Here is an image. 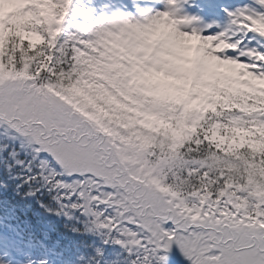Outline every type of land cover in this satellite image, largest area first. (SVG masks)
<instances>
[{"label": "snow or ice", "instance_id": "snow-or-ice-1", "mask_svg": "<svg viewBox=\"0 0 264 264\" xmlns=\"http://www.w3.org/2000/svg\"><path fill=\"white\" fill-rule=\"evenodd\" d=\"M264 264V0H0V264Z\"/></svg>", "mask_w": 264, "mask_h": 264}, {"label": "rangeland", "instance_id": "rangeland-1", "mask_svg": "<svg viewBox=\"0 0 264 264\" xmlns=\"http://www.w3.org/2000/svg\"><path fill=\"white\" fill-rule=\"evenodd\" d=\"M174 255H175V253H174ZM174 255H173V257H174ZM174 262V258H173V260H172V263Z\"/></svg>", "mask_w": 264, "mask_h": 264}]
</instances>
